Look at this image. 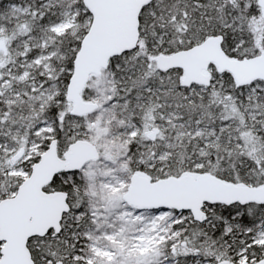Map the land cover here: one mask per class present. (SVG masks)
<instances>
[{
	"label": "snow or ice",
	"instance_id": "1",
	"mask_svg": "<svg viewBox=\"0 0 264 264\" xmlns=\"http://www.w3.org/2000/svg\"><path fill=\"white\" fill-rule=\"evenodd\" d=\"M0 264H264V0H0Z\"/></svg>",
	"mask_w": 264,
	"mask_h": 264
}]
</instances>
